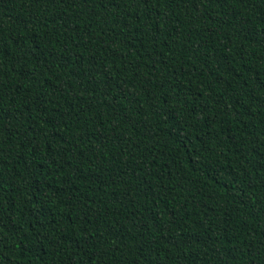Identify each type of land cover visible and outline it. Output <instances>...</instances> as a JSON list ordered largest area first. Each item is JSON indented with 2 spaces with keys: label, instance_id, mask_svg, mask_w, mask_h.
Listing matches in <instances>:
<instances>
[{
  "label": "trees",
  "instance_id": "obj_1",
  "mask_svg": "<svg viewBox=\"0 0 264 264\" xmlns=\"http://www.w3.org/2000/svg\"><path fill=\"white\" fill-rule=\"evenodd\" d=\"M0 264H264V0H0Z\"/></svg>",
  "mask_w": 264,
  "mask_h": 264
}]
</instances>
